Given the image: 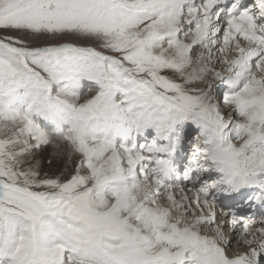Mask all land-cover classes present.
Segmentation results:
<instances>
[{"label": "snow or ice", "instance_id": "6c2138e0", "mask_svg": "<svg viewBox=\"0 0 264 264\" xmlns=\"http://www.w3.org/2000/svg\"><path fill=\"white\" fill-rule=\"evenodd\" d=\"M0 264H264V0H0Z\"/></svg>", "mask_w": 264, "mask_h": 264}]
</instances>
